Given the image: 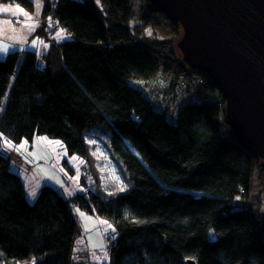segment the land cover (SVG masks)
<instances>
[{"label":"trees","instance_id":"1","mask_svg":"<svg viewBox=\"0 0 264 264\" xmlns=\"http://www.w3.org/2000/svg\"><path fill=\"white\" fill-rule=\"evenodd\" d=\"M101 2L103 8L94 0L48 1L45 15L53 11L74 38L54 42L44 66L32 50L17 71L18 52L0 59V131L16 141L46 133L86 158L84 135H109L128 188L72 199L114 222L110 264H264V212L258 218L252 208L262 200L234 202L252 189L254 167L264 176V161L234 137L220 115L224 105L210 96V78L204 75L203 100L172 118L131 83L161 70L193 71L176 45L181 26L147 0ZM136 16L173 36L134 33ZM10 164L0 152V264H73L77 227L69 201L44 185L31 204Z\"/></svg>","mask_w":264,"mask_h":264},{"label":"rangeland","instance_id":"2","mask_svg":"<svg viewBox=\"0 0 264 264\" xmlns=\"http://www.w3.org/2000/svg\"><path fill=\"white\" fill-rule=\"evenodd\" d=\"M28 5L24 0H0V59L10 52H18L19 69L23 56L27 50L37 53L38 65L44 66L43 56L49 52L53 43L74 38L73 32L68 30L59 19L48 11H44L48 1L55 5L57 0H30ZM103 8L101 0H94ZM45 15V17H43ZM167 17V16H166ZM144 20L139 16L132 18V31L138 28L151 36L172 37L173 35L162 29H154L150 23L141 25ZM162 25H165L162 23ZM166 26V25H165ZM167 30V31H166ZM139 31V33H141ZM11 76L10 85L16 75ZM131 83L138 86L139 79H131ZM225 100V99H224ZM225 108V102H224ZM0 152L10 157V169L18 173L23 181L26 197L31 204L36 202L41 188L51 185L61 193L70 204L71 213L76 222L77 233L72 248L71 260L73 264H110V253L116 241L114 222L101 215L93 206V211L80 207L73 201L78 193L90 191L105 198L106 193H115L128 188V177L120 162L110 151L109 135L91 133L84 135L90 148V157L79 153L69 152L65 142L58 137L46 133H35L32 137L24 136L21 140H13L0 131ZM5 141L11 142L10 145ZM23 144V149L18 146ZM253 189L262 192L259 197V207L253 205V210L260 214L264 212V176L258 166L254 167L252 175ZM196 193L201 191L194 190ZM249 193L243 194L248 196ZM210 236L215 237L211 232Z\"/></svg>","mask_w":264,"mask_h":264},{"label":"water","instance_id":"3","mask_svg":"<svg viewBox=\"0 0 264 264\" xmlns=\"http://www.w3.org/2000/svg\"><path fill=\"white\" fill-rule=\"evenodd\" d=\"M147 1L181 26L183 62L210 78L234 137L264 161V0Z\"/></svg>","mask_w":264,"mask_h":264},{"label":"built area","instance_id":"4","mask_svg":"<svg viewBox=\"0 0 264 264\" xmlns=\"http://www.w3.org/2000/svg\"><path fill=\"white\" fill-rule=\"evenodd\" d=\"M204 83L205 77L200 72L176 73L173 70H161L150 77L140 78L138 87L151 99L155 109L172 118L188 102L203 100L199 91ZM221 94L217 88L210 93L211 98L218 101L220 106L225 102ZM224 113L220 111V115ZM234 202L240 203V197L237 196Z\"/></svg>","mask_w":264,"mask_h":264},{"label":"crops","instance_id":"5","mask_svg":"<svg viewBox=\"0 0 264 264\" xmlns=\"http://www.w3.org/2000/svg\"><path fill=\"white\" fill-rule=\"evenodd\" d=\"M253 191H255V190L253 189V186H252V189H250L249 194H248L249 198H247L246 196H243L242 194H240V195H239V197H240V203H238V204H239V205H240V204H241V205H248V204L251 203L252 201L258 199V197L255 198L254 195H257V194L261 195V194H262V192H260V191H256V192H254V193H253ZM263 195H264V194H263ZM253 205H254V204H253Z\"/></svg>","mask_w":264,"mask_h":264},{"label":"snow or ice","instance_id":"6","mask_svg":"<svg viewBox=\"0 0 264 264\" xmlns=\"http://www.w3.org/2000/svg\"><path fill=\"white\" fill-rule=\"evenodd\" d=\"M0 135H2V134H0ZM5 143H7V144L10 145L11 142H9V141H5ZM23 147H24L23 144L19 145V146H18V150H19V149H23Z\"/></svg>","mask_w":264,"mask_h":264}]
</instances>
